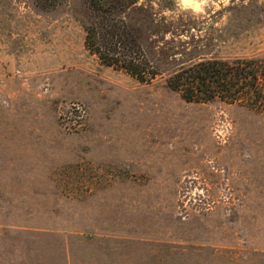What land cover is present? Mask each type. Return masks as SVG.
Instances as JSON below:
<instances>
[{"label":"rangeland","instance_id":"374dc122","mask_svg":"<svg viewBox=\"0 0 264 264\" xmlns=\"http://www.w3.org/2000/svg\"><path fill=\"white\" fill-rule=\"evenodd\" d=\"M83 0H0V264H264V112L167 74L264 53V0H136L158 73L83 46Z\"/></svg>","mask_w":264,"mask_h":264},{"label":"trees","instance_id":"16d2710c","mask_svg":"<svg viewBox=\"0 0 264 264\" xmlns=\"http://www.w3.org/2000/svg\"><path fill=\"white\" fill-rule=\"evenodd\" d=\"M60 1L32 0L38 9L53 8ZM135 1L83 0L77 17L88 52L140 82H150L158 71L123 16ZM165 84L185 101L218 99L264 112V53L202 58L167 74Z\"/></svg>","mask_w":264,"mask_h":264}]
</instances>
